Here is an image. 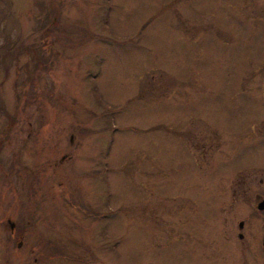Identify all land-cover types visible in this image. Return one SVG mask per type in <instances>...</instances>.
<instances>
[{
  "label": "rangeland",
  "instance_id": "374dc122",
  "mask_svg": "<svg viewBox=\"0 0 264 264\" xmlns=\"http://www.w3.org/2000/svg\"><path fill=\"white\" fill-rule=\"evenodd\" d=\"M263 14V0H0V264L203 261L216 162L189 146L264 113ZM234 154L217 172L251 155ZM7 219L29 221L18 249Z\"/></svg>",
  "mask_w": 264,
  "mask_h": 264
},
{
  "label": "flooded vegetation",
  "instance_id": "af4514ba",
  "mask_svg": "<svg viewBox=\"0 0 264 264\" xmlns=\"http://www.w3.org/2000/svg\"><path fill=\"white\" fill-rule=\"evenodd\" d=\"M263 16L260 19L264 22ZM259 65L253 72L255 75L264 72V58ZM258 79L260 82L261 78ZM256 116L241 128L222 130L220 126H206L204 135L199 137L198 141H195L194 137L190 144L194 145V152L189 146L193 156L197 151H201L200 158L208 159L209 163L216 162L207 174L213 175L212 183L215 184V189L212 187L207 190L211 215L210 222L205 224L208 225L205 231L210 234L197 238L200 242L198 251L204 258L199 264H264V113ZM29 135L30 130L27 132V136ZM227 145L231 148L230 153L225 150ZM240 148H246V152L251 154L248 160H243L240 166L227 174L217 172L218 163L231 161L235 156L234 150ZM69 157L70 154L61 152L58 160L49 163L53 166V173L56 172V165ZM198 164L197 162V167L200 168ZM32 185L30 184L29 188ZM15 194L17 197H25L20 193ZM55 196L62 202L69 198L67 193H56ZM7 224L10 226L12 242L16 239L15 247L18 249L21 247L23 230L27 229L29 221L22 222L21 226L16 227V231V223L7 219ZM193 230L196 232L197 229ZM43 243L57 245L51 238H46ZM1 245L5 247L4 243ZM9 248L11 249L10 246ZM24 253L26 255V252ZM33 261L35 262V258Z\"/></svg>",
  "mask_w": 264,
  "mask_h": 264
},
{
  "label": "trees",
  "instance_id": "16d2710c",
  "mask_svg": "<svg viewBox=\"0 0 264 264\" xmlns=\"http://www.w3.org/2000/svg\"><path fill=\"white\" fill-rule=\"evenodd\" d=\"M36 62H39V60H38V61H36Z\"/></svg>",
  "mask_w": 264,
  "mask_h": 264
}]
</instances>
